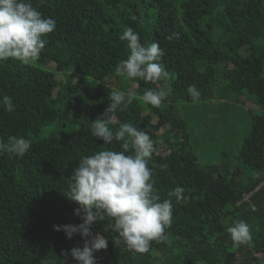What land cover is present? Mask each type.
Instances as JSON below:
<instances>
[{
    "label": "trees",
    "instance_id": "trees-1",
    "mask_svg": "<svg viewBox=\"0 0 264 264\" xmlns=\"http://www.w3.org/2000/svg\"><path fill=\"white\" fill-rule=\"evenodd\" d=\"M31 2L56 21V29L44 37L35 64L0 61V98L8 95L16 105L12 113L0 105V139L32 141L23 158L0 153V264H77L62 251L83 247V238L68 239L53 225L82 223L74 215L78 204L63 194L78 159L122 150V142L105 145L90 131L111 103L108 80L137 96L158 85L171 87L161 107L134 100L117 111L111 127L130 122L146 131L155 146L149 167L157 193L163 200L181 186L188 202L173 198L167 242L153 241L144 253L115 245L117 234L104 231L107 221L98 222L93 233L109 239L107 249L95 253L98 264H264V0ZM126 27L142 43L154 41L164 50L166 81L116 75L129 52L119 39ZM190 85L200 91L198 101L187 92ZM250 99L260 112L249 133L243 137L241 125L230 126L235 151L203 165L189 146L182 109L213 131L221 119L231 120L209 113L207 104L221 103L226 111ZM236 220L251 226V245H233L226 229Z\"/></svg>",
    "mask_w": 264,
    "mask_h": 264
},
{
    "label": "clouds",
    "instance_id": "clouds-1",
    "mask_svg": "<svg viewBox=\"0 0 264 264\" xmlns=\"http://www.w3.org/2000/svg\"><path fill=\"white\" fill-rule=\"evenodd\" d=\"M55 29L56 21L44 17L31 0H0V61L12 59L27 65L38 59L47 44L44 37ZM119 39L127 41L129 52L116 65L117 76L153 84L168 79L162 63L165 53L157 42L142 43L139 33L131 27H126ZM171 91L170 86L163 85L145 89L140 96L132 90L110 91L111 103L102 117L91 122L90 131L92 137L105 145L122 142V150L95 151L78 159V167L68 178L63 194L78 204L74 215L82 223L53 225V229L63 231L68 239L79 234L84 242L83 247L63 250L65 258L70 255L77 264H98L95 253L106 250L109 241L107 236L93 233V227L100 221H107L105 232L111 230L117 234L112 240L114 244H123L129 250L144 253L153 241L167 242L165 230L173 221V198L177 203L188 202L184 188L176 186L162 200L149 167L155 152L150 135L130 122H122L115 129L111 125L116 123L117 111H123L134 100L159 108ZM187 92L194 101L201 95L195 85L188 86ZM0 105L8 113L16 110L13 98L8 95L0 98ZM31 146L32 141L24 137H9L7 142L0 139V153L12 158H23ZM226 231L235 247L251 245V226L246 221L236 220Z\"/></svg>",
    "mask_w": 264,
    "mask_h": 264
},
{
    "label": "rangeland",
    "instance_id": "rangeland-1",
    "mask_svg": "<svg viewBox=\"0 0 264 264\" xmlns=\"http://www.w3.org/2000/svg\"><path fill=\"white\" fill-rule=\"evenodd\" d=\"M32 63L35 64L36 60L32 61ZM63 75L64 74H60V76ZM58 79L61 80L62 78L58 77ZM106 83L113 88L119 89L118 83L113 80H108ZM80 97H82V95H80ZM214 104H216V106L213 104H207L208 107L206 110H209L212 107L209 113L220 112L219 115H224L223 118H230L231 121L229 123H225L221 119V121L217 123L216 129L213 131H210V129L208 130L209 126H205V124L202 123V120L201 122L196 121L197 116L192 112V110L186 108L182 109L183 117L187 118L186 133L189 136V146L198 155L200 162L203 165L216 164L220 161L224 152L232 154L235 151L237 140L234 137H231L230 139L227 135V132L230 130V126L241 125L242 132H244L242 133V136L245 137L251 129L254 116L260 112V109L255 104L254 99H250L248 103L240 106H226L229 108V110L226 111L222 109L224 107L221 103L214 102ZM199 114L201 117L204 115L203 111L199 112ZM220 127L221 131L219 129Z\"/></svg>",
    "mask_w": 264,
    "mask_h": 264
}]
</instances>
